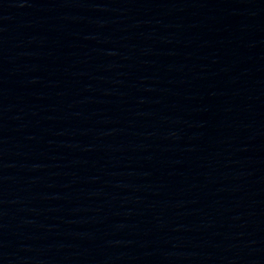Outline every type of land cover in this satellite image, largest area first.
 <instances>
[{"label":"water","instance_id":"95a60500","mask_svg":"<svg viewBox=\"0 0 264 264\" xmlns=\"http://www.w3.org/2000/svg\"><path fill=\"white\" fill-rule=\"evenodd\" d=\"M0 264H264V0H0Z\"/></svg>","mask_w":264,"mask_h":264}]
</instances>
